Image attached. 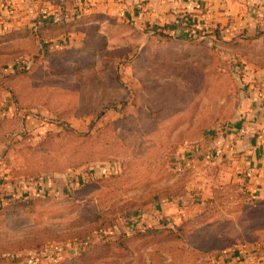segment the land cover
I'll return each mask as SVG.
<instances>
[{"label": "rangeland", "instance_id": "1", "mask_svg": "<svg viewBox=\"0 0 264 264\" xmlns=\"http://www.w3.org/2000/svg\"><path fill=\"white\" fill-rule=\"evenodd\" d=\"M71 1L0 9V264H221L264 245V192L222 152L264 68L262 32L206 6L190 22L169 9L191 41L100 10L34 29L42 5L81 14Z\"/></svg>", "mask_w": 264, "mask_h": 264}, {"label": "crops", "instance_id": "2", "mask_svg": "<svg viewBox=\"0 0 264 264\" xmlns=\"http://www.w3.org/2000/svg\"><path fill=\"white\" fill-rule=\"evenodd\" d=\"M78 1L76 3L71 1L69 5L74 10L84 11V14L100 10L111 16H116L117 19H125L130 14L131 18L135 17L138 21L140 19L142 21L141 16L148 19L152 15L157 16L162 24L172 20V13L169 12V9L173 7L177 8V11L180 10L181 13L186 10L192 11L191 14H187V21L190 22L199 15L197 12L195 13L198 11L197 6H206L208 11L201 10L210 12L212 16H218L220 22L224 21L223 24L227 29L241 30L245 34H249L251 31L264 33V0H180L178 3H175L174 0H93L94 4L89 8L87 6L81 8ZM119 1L125 2L127 5L118 4ZM138 1L144 2L136 5L135 3ZM219 1H221L220 4H218ZM66 5L65 9H68L69 7ZM120 7L124 9L123 16L119 15ZM217 7L220 9L216 10ZM257 10L263 13L262 17L255 15ZM249 13L253 15L249 16ZM29 15L31 16L30 13ZM231 18L235 19L234 24L228 21ZM17 23L20 24L19 21ZM255 76L257 78L249 87L250 96L241 100V105L237 110L233 127L235 131L222 138L226 144L225 147H222V152L233 154L231 158L235 161L242 178L245 177L247 187L262 194L264 192V68L257 69ZM223 252L220 256L221 264H264V245L240 246Z\"/></svg>", "mask_w": 264, "mask_h": 264}, {"label": "trees", "instance_id": "3", "mask_svg": "<svg viewBox=\"0 0 264 264\" xmlns=\"http://www.w3.org/2000/svg\"><path fill=\"white\" fill-rule=\"evenodd\" d=\"M63 12H64V10H61L60 14H63ZM191 13H192V11H188V10L184 11L185 17H183V18H187L186 17L187 14H191ZM94 15H95V13H92V12H89L87 14H84L83 12H81V14H79V15L75 16L74 18H71L67 21H64V22H62L61 17H58L56 19L48 21V23H45L46 25H35L34 29L40 28L42 26H46V27H55V26L68 27V26H71V25H73L79 21L89 19L90 17H92ZM185 20H188V19H185ZM175 24H176V22L173 25L170 22L164 23L163 26H161L160 28L153 29L154 30L153 35L163 36L166 40L191 41L190 37H182L181 35H177L173 32V30L177 28V25H175ZM168 30H171V32H168ZM208 33H210V32L203 31V33H201V34L206 35ZM197 34H198V32H197ZM261 36L264 39V33H262ZM112 106H113V108H116V105H112ZM101 114H103V113H101ZM43 197H45V196H43ZM262 198H264V197H262ZM262 198H260V199H262ZM260 199H257V200H260ZM2 208L3 207H0V210H2Z\"/></svg>", "mask_w": 264, "mask_h": 264}, {"label": "built area", "instance_id": "4", "mask_svg": "<svg viewBox=\"0 0 264 264\" xmlns=\"http://www.w3.org/2000/svg\"><path fill=\"white\" fill-rule=\"evenodd\" d=\"M15 0H0V9L1 8H4V11H5V14H6V17H5V19H9L10 18V16H9V14H10V12H11V9H14L15 8V6H13V2H14ZM72 1H74V3H76L78 0H72ZM82 2H83V6H81V4H82ZM174 2L175 3H178V2H180V0H174ZM78 5H80L81 6V8H83L84 7V5L85 6H87L88 8L89 7H91L93 4H94V1L93 0H79L78 1ZM33 4V3H32ZM33 6H35L34 4H33ZM85 8V7H84ZM61 10H64V12H65V15L67 14L66 13V11H68V9H64L63 8V6L60 8V10H59V12L61 13ZM120 14L119 15H121V16H123L124 15V9L123 8H121L120 7ZM3 12V11H2ZM13 12V11H12ZM63 12V13H64ZM35 13V15H37L38 16V18H41V19H49L50 21L51 20H53V19H56V18H58V17H53L52 15H51V12L48 10V8L46 7V6H44V5H42L41 7H39V9H36V12H34L33 11V14ZM31 14V13H30ZM255 14H256V16H258V17H262L263 16V13L261 12V11H259V10H257L256 12H255ZM32 15V14H31ZM14 16H15V14H14ZM66 17H68V16H66ZM70 19V18H69ZM45 21H47V20H45ZM35 24V23H34ZM219 152H220V150L217 148V149H215V150H213L212 151V154H211V158H215L218 154H219ZM34 264V263H33Z\"/></svg>", "mask_w": 264, "mask_h": 264}]
</instances>
